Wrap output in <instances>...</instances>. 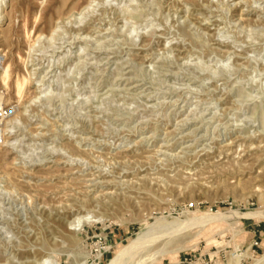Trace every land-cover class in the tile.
Returning a JSON list of instances; mask_svg holds the SVG:
<instances>
[{
  "label": "rangeland",
  "instance_id": "obj_1",
  "mask_svg": "<svg viewBox=\"0 0 264 264\" xmlns=\"http://www.w3.org/2000/svg\"><path fill=\"white\" fill-rule=\"evenodd\" d=\"M0 96V264L264 256V0H0Z\"/></svg>",
  "mask_w": 264,
  "mask_h": 264
},
{
  "label": "bare ground",
  "instance_id": "obj_2",
  "mask_svg": "<svg viewBox=\"0 0 264 264\" xmlns=\"http://www.w3.org/2000/svg\"><path fill=\"white\" fill-rule=\"evenodd\" d=\"M4 74L3 75V80L5 81L8 77H9V67L5 68L4 69ZM23 85L20 83L17 85V92L18 94L20 95L23 91ZM2 100V96H0V101ZM1 123V122H0ZM5 130V129H4ZM6 132V130H5ZM81 219L82 218H79L76 220V222L80 225L81 223ZM201 221V220H200ZM207 220H203L201 222H205ZM180 226V225H179ZM141 239H138L136 240L134 243L130 244L127 248H124L118 255L117 257L113 260L112 264H139L141 261H142V257H138V256H141L142 254H139L137 257H133V255H131V250L134 249L136 246L140 245V243L142 241H140ZM142 245V244H141ZM154 253V252H153ZM152 254V252H151ZM146 256H150L149 253L145 254ZM143 256V255H142ZM145 256V257H146ZM131 258L133 257L132 259L128 260L127 258ZM43 263V262H42ZM45 263V262H44ZM256 264H264V256H262L261 259L257 260V263Z\"/></svg>",
  "mask_w": 264,
  "mask_h": 264
},
{
  "label": "built area",
  "instance_id": "obj_3",
  "mask_svg": "<svg viewBox=\"0 0 264 264\" xmlns=\"http://www.w3.org/2000/svg\"><path fill=\"white\" fill-rule=\"evenodd\" d=\"M10 112H11V109L0 107V121H3L4 119H6L9 116ZM2 144H3V129L0 123V147L2 146ZM255 246L260 247L258 243H256Z\"/></svg>",
  "mask_w": 264,
  "mask_h": 264
}]
</instances>
